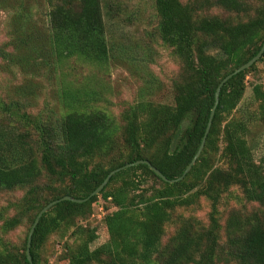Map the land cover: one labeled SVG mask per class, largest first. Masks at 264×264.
Returning a JSON list of instances; mask_svg holds the SVG:
<instances>
[{
	"label": "trees",
	"instance_id": "16d2710c",
	"mask_svg": "<svg viewBox=\"0 0 264 264\" xmlns=\"http://www.w3.org/2000/svg\"><path fill=\"white\" fill-rule=\"evenodd\" d=\"M152 2L154 33L178 64L169 102L150 96L115 113L64 79L57 115L33 111L37 85L0 101V198L7 201L0 264H31L38 214L67 196L87 199L117 169L148 161L169 180L181 178L204 139L217 87L264 45V0ZM36 4L46 19L38 25ZM117 5L0 0L18 26L13 54L27 75L43 65L38 78L70 60L105 70L114 59L107 27L120 18ZM263 79L264 55L222 88L202 155L182 181L167 183L139 165L86 203L51 208L33 235L32 264H264V155L257 158L251 142L264 134ZM100 200L106 215L92 222ZM203 202L207 221L188 214ZM54 236L64 241L59 253L48 252Z\"/></svg>",
	"mask_w": 264,
	"mask_h": 264
},
{
	"label": "rangeland",
	"instance_id": "374dc122",
	"mask_svg": "<svg viewBox=\"0 0 264 264\" xmlns=\"http://www.w3.org/2000/svg\"><path fill=\"white\" fill-rule=\"evenodd\" d=\"M104 1L118 3L117 6L120 9L118 15L120 18L109 23L107 27L112 41L115 42L114 59L110 65L105 70H100L93 65L70 60L62 67L59 66L56 69L51 67L48 72L46 70L49 69L45 67L39 78L38 72L43 65L38 64L39 66L36 65L38 67H32L31 75L23 72L24 61L22 59L18 61L11 46L12 36L18 26L11 13L0 10V101H7L9 93L10 99L16 98V93L20 94L24 88L37 85L35 89L38 97L34 102L36 107L33 111L57 115L62 110V101L59 96L63 86L71 83L75 88L86 86L89 91L95 93L101 107L115 113H119L127 104L150 96L158 102H169L171 79L178 71V64L154 33L157 19L152 0ZM32 7L33 24L46 22L45 16L38 15L41 12L37 10L38 4ZM42 9L45 14L43 5ZM45 59L50 61L47 56ZM248 81L253 82L252 77H249ZM262 81L264 83V79ZM250 96L249 88L243 103H248ZM251 142H253L256 157L264 155L263 132L255 133ZM6 205L7 201L0 198V209ZM94 207L95 220L92 222H98L106 215L105 205L100 200ZM209 211V205L203 202L200 210L188 214L207 221ZM63 244L64 241L54 236L48 244V252L59 253L63 249ZM53 263L54 259L51 260V264Z\"/></svg>",
	"mask_w": 264,
	"mask_h": 264
},
{
	"label": "water",
	"instance_id": "95a60500",
	"mask_svg": "<svg viewBox=\"0 0 264 264\" xmlns=\"http://www.w3.org/2000/svg\"><path fill=\"white\" fill-rule=\"evenodd\" d=\"M264 55V45L261 48L260 52L258 53V55L256 57H254L251 61H249L248 63H246L245 65L241 66L239 69H237L234 73L228 75L221 83L220 85L217 87L216 93H215V104L214 107L212 109V113H211V117L208 123V127L204 136V139L202 141V144L200 146V149L198 150L197 154L195 155L194 159L192 160V162L190 163V165L188 166L187 170L185 171L184 175L176 180H169L168 178H166L157 168H155L154 166L151 165L150 162L148 161H138L136 163L133 164H129L126 165L120 169H117L113 172H111L108 177L106 178V180L104 181V183L96 190L94 191L90 197H88L87 199L84 200H79V199H75L73 197L67 196L64 197L60 200L54 201L51 204H49L47 207H45L37 216L35 223L33 225V227L31 228V231L29 233V237H28V248H27V256H28V260L29 262L32 264V257H31V243H32V238L33 235L35 233V230L37 228V226L39 225L42 217L51 209L53 208L55 205L61 203V202H66V201H70V202H74L77 204H83L88 202L91 198L98 196L104 189L105 187L108 185V183L110 182L111 178L116 175L117 173L124 171L126 169L132 168V167H136L139 165H147L148 167H150V169L156 174L158 175L163 181L170 183V184H175L177 182L182 181L185 176L192 170V168L195 166V164L197 163L198 159L200 158V156L202 155V152L205 148V144L208 138V135L210 133L211 127H212V123H213V119L217 110V107L219 105L220 102V94H221V90L222 88L235 76L245 72L246 70L250 69L253 65H255Z\"/></svg>",
	"mask_w": 264,
	"mask_h": 264
}]
</instances>
